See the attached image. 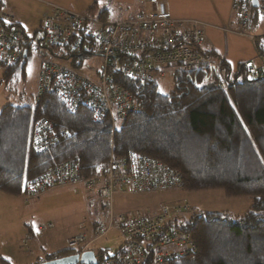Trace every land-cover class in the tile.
Masks as SVG:
<instances>
[{"label": "built area", "instance_id": "1", "mask_svg": "<svg viewBox=\"0 0 264 264\" xmlns=\"http://www.w3.org/2000/svg\"><path fill=\"white\" fill-rule=\"evenodd\" d=\"M137 1L143 9L121 19L50 5L40 23V39L28 35L13 16L0 11V66L40 55L36 103L54 94L71 113L86 108L95 122L109 121L115 131L139 109L136 98L117 83L118 77L148 85L166 78L169 68H174L168 71L171 77L205 67L219 69L212 50L204 49L205 24L174 18L163 1ZM232 11L238 20L236 33L254 40L250 32L256 21L264 22V0H257V7L254 0H233ZM93 59L98 60L94 67L90 64ZM244 68L249 78H264V52ZM58 139L53 124L42 119L34 126L31 148L37 154L47 153ZM74 185L97 195L109 216L104 224L82 223L83 231L68 242L71 255L93 251L96 264H165L196 251L193 238L183 229L193 209L187 202L165 203L153 213L139 215L115 211L118 194L184 188L182 176L162 162L141 154H112L99 174L85 176L78 162L69 161L29 181L25 198L37 200L48 191ZM48 227L43 225L39 231ZM113 230L123 236V247L112 256L99 257L91 247Z\"/></svg>", "mask_w": 264, "mask_h": 264}, {"label": "trees", "instance_id": "2", "mask_svg": "<svg viewBox=\"0 0 264 264\" xmlns=\"http://www.w3.org/2000/svg\"><path fill=\"white\" fill-rule=\"evenodd\" d=\"M100 15L109 16L106 11ZM253 42L263 54L264 36ZM213 56L219 69L178 72L169 94L160 91V79L142 85L118 77L117 83L136 98L139 109L115 131L109 121L95 122L86 108L71 113L54 94L35 106H6L0 112V193L26 197L29 181L69 161L92 176L112 154H141L178 172L186 194L223 192L228 199L251 204L240 215L193 210L183 229L196 251L165 264H264V78L251 79L245 64L233 69L216 53ZM27 61L3 67L4 79L20 71L26 75ZM42 119L53 124L59 139L50 152L37 154L31 141ZM62 256L46 255L35 264Z\"/></svg>", "mask_w": 264, "mask_h": 264}, {"label": "rangeland", "instance_id": "3", "mask_svg": "<svg viewBox=\"0 0 264 264\" xmlns=\"http://www.w3.org/2000/svg\"><path fill=\"white\" fill-rule=\"evenodd\" d=\"M3 1L5 9L0 11L16 18L25 32L30 36L36 35L37 39L42 37L40 22L43 13L46 10V13L49 12L50 5L71 12L87 13L89 7L97 3L95 11L91 14L99 16L106 11L112 19L124 18L138 10L136 0ZM166 1L174 18L197 20L204 24L197 18V0ZM224 26L228 27V25ZM262 32L251 31L250 35L262 37L264 36H261ZM217 44L221 46V50H224V56L233 69H236L238 64L257 59L253 38L234 33L226 35L221 31ZM66 62L70 63L71 60ZM97 62L98 60L93 59L90 64L94 67ZM41 63L42 57L36 53L32 54L27 61L26 75H22L20 71L11 80L4 79L5 68L0 66V112L9 105L35 106ZM172 69L174 68L166 70L167 77L159 81V88L163 94H169L174 88L173 77L168 75V71ZM180 201L189 203L194 212L216 211L240 215L251 207L249 201L228 199L223 192L186 194L183 190L158 191L142 195L118 194L114 198V207L116 213L139 215L140 212L153 213L165 203H180ZM108 216V211L102 208L97 195L86 194L75 186L56 188L36 201H25L24 197L11 198L0 194V260L10 264H35L38 260L45 259L46 254L51 255L58 249H62L61 255H71L73 251L67 249L68 242L83 231L82 223L104 224ZM43 225L49 227L40 232L39 228ZM123 243V236L113 230L104 238L97 240L91 250H94L99 257L106 253L112 256L123 247Z\"/></svg>", "mask_w": 264, "mask_h": 264}, {"label": "crops", "instance_id": "4", "mask_svg": "<svg viewBox=\"0 0 264 264\" xmlns=\"http://www.w3.org/2000/svg\"><path fill=\"white\" fill-rule=\"evenodd\" d=\"M159 1L165 2L167 4L169 10H170L169 4L166 0L165 1L159 0ZM196 2L198 4V8L196 9L197 18L200 19V21L202 20L204 22V24L206 25V29H207L206 30V39L204 42V49L205 50H212L213 53H216L219 57H221L223 60L227 61L231 65V63L226 58V56H224V50H221V48H220L221 46L219 44H217V41H218L219 33L221 31L225 32L226 35L231 34V33L237 34L236 32H237V28H238V20H237V16L232 11L233 0H197ZM96 4L97 3H95L94 6L97 7ZM90 5H91V3H90ZM136 5H137V3H136ZM94 6L89 7V9H91ZM137 8L139 10L143 9V7L139 6V5H137ZM0 9L1 10L5 9V4H4L3 0H0ZM46 11L43 13L42 17L44 16V14H46ZM170 13L172 14L171 10H170ZM15 21L23 28L21 23L19 21H17L16 18H15ZM21 22H23V21L21 20ZM220 25H222V27H220ZM224 25H226V26L228 25V27L225 28ZM221 28H222V30H221ZM226 29L227 30L229 29L230 32L226 31ZM252 31H254L256 33L258 31H263L261 33V36L264 35V22L261 20L256 21L255 24L253 25ZM255 48H256V46H255ZM256 54L258 57L259 52L257 49H256ZM74 186L82 189V187L79 185H74ZM48 192H50V191H48ZM119 195H121V194H119ZM25 201H27L26 198H25ZM32 201H36V200H32ZM61 250L62 249H58V250L54 251L52 254L60 253ZM46 255H48V254H46ZM46 255L44 257H46Z\"/></svg>", "mask_w": 264, "mask_h": 264}, {"label": "water", "instance_id": "5", "mask_svg": "<svg viewBox=\"0 0 264 264\" xmlns=\"http://www.w3.org/2000/svg\"><path fill=\"white\" fill-rule=\"evenodd\" d=\"M254 6L257 7V0H254ZM96 264L97 258L93 251L84 253L82 256L79 255H68L60 258L46 261L39 264Z\"/></svg>", "mask_w": 264, "mask_h": 264}]
</instances>
